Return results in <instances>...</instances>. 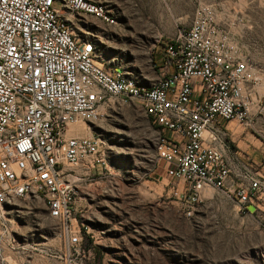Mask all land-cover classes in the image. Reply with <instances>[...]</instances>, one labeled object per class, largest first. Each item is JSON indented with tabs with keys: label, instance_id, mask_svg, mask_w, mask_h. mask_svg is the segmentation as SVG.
Masks as SVG:
<instances>
[{
	"label": "built area",
	"instance_id": "2783aa9c",
	"mask_svg": "<svg viewBox=\"0 0 264 264\" xmlns=\"http://www.w3.org/2000/svg\"><path fill=\"white\" fill-rule=\"evenodd\" d=\"M96 1L0 0V209L6 190L42 192L77 244L82 178L73 168L94 174L106 165L92 116L128 96L152 104L153 122L166 133L161 159L167 174L188 185L191 200L217 188L249 211L264 175L233 150L226 124L253 125L262 108L260 78L234 34L217 21L210 4L198 3L192 22L179 27L154 58L162 88L146 92L119 80L78 42L69 14L101 11Z\"/></svg>",
	"mask_w": 264,
	"mask_h": 264
},
{
	"label": "rangeland",
	"instance_id": "374dc122",
	"mask_svg": "<svg viewBox=\"0 0 264 264\" xmlns=\"http://www.w3.org/2000/svg\"><path fill=\"white\" fill-rule=\"evenodd\" d=\"M200 2L212 6L260 78L261 112L252 126L235 128L253 134L250 161L264 175V0H104L114 22L78 18L74 25L90 32L106 67L153 86L162 74L154 58L192 22ZM102 111L91 131L106 165L94 174L73 168L82 178L79 241H69L40 198H13L0 209V264H264V188L254 211L211 187L194 202L188 185L167 174L166 135L138 100L114 99Z\"/></svg>",
	"mask_w": 264,
	"mask_h": 264
},
{
	"label": "bare ground",
	"instance_id": "6f19581e",
	"mask_svg": "<svg viewBox=\"0 0 264 264\" xmlns=\"http://www.w3.org/2000/svg\"><path fill=\"white\" fill-rule=\"evenodd\" d=\"M96 8H99V10H101V11H82L81 13L93 15L94 17L101 19V21H103L105 23L114 22V19H112L113 17L109 13V10L107 9L103 0H97L96 1ZM86 36H87V34L85 35V32H84V35H82L78 32V42L81 44H85V46L89 47L92 50L93 55L99 60V57L97 55L96 43L92 39L87 38ZM154 64H155V67L157 66V70L159 71L158 60ZM119 69L120 68H118V70H117L115 67H108L109 71L117 72L119 80H127L131 84H134L136 87L141 88L142 90H145L146 92H155L156 90L161 89L163 86V73L160 75L157 82L153 86H147V85L139 82L137 79L133 78L132 76H129L124 70H121V69L119 70ZM119 98H121V100H124V101H126L128 99L130 100V97H128V96H121V97H118L116 99H119ZM138 102L142 105L143 110L145 111L146 115L150 119L153 120L154 119V109H153L152 104L149 102L143 101V100H138ZM157 126L159 128H161L159 125H157ZM96 145H102V140L100 137L96 138ZM165 148H166V141H165L164 150H165ZM103 158H104V151H103ZM22 197H31V196H28L24 192H15L14 190H6L4 193V200H5L4 204L9 202L13 198H22ZM34 197L40 198L45 203V205L47 206V208L49 210V215L52 218H55V219H57L63 223V218L58 213L57 207H50V197L48 195H44V193H42V192H35Z\"/></svg>",
	"mask_w": 264,
	"mask_h": 264
},
{
	"label": "crops",
	"instance_id": "0c3cea01",
	"mask_svg": "<svg viewBox=\"0 0 264 264\" xmlns=\"http://www.w3.org/2000/svg\"><path fill=\"white\" fill-rule=\"evenodd\" d=\"M104 2V0H103ZM105 4V3H104ZM69 18L75 23V20L78 18H85L92 22H99L102 23L101 19L94 17L93 15L86 14V13H70ZM105 23V22H104ZM78 28V27H77ZM80 34L84 35V32L78 31ZM90 32L86 31V34L89 35ZM161 75V74H160ZM160 77V76H158ZM152 120V119H150ZM153 121V120H152ZM235 123H239L237 120H232L226 124V128L228 129V138L232 143L233 150L239 155L241 158L245 160H250L251 157L256 156L257 150L252 147L250 142H256L253 134L251 132H246L245 130H237L235 128ZM166 135V133H165ZM250 141V142H249ZM257 143V142H256Z\"/></svg>",
	"mask_w": 264,
	"mask_h": 264
},
{
	"label": "water",
	"instance_id": "95a60500",
	"mask_svg": "<svg viewBox=\"0 0 264 264\" xmlns=\"http://www.w3.org/2000/svg\"><path fill=\"white\" fill-rule=\"evenodd\" d=\"M248 209H249V211H254V210H256V206H254L253 204H249Z\"/></svg>",
	"mask_w": 264,
	"mask_h": 264
}]
</instances>
